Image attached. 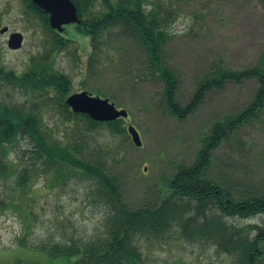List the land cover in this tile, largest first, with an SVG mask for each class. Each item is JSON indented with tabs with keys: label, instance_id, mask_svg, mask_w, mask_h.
Instances as JSON below:
<instances>
[{
	"label": "rangeland",
	"instance_id": "374dc122",
	"mask_svg": "<svg viewBox=\"0 0 264 264\" xmlns=\"http://www.w3.org/2000/svg\"><path fill=\"white\" fill-rule=\"evenodd\" d=\"M157 1L165 8H175L163 56L178 79L176 99L182 106L189 104L209 76L221 70L264 68L260 0ZM76 26L68 25L63 33L75 42L53 50L51 34L42 19L28 11L24 0H0V30L9 27L24 36L22 48L12 50L8 46L10 33H0L5 68L24 73L39 63H52L71 79L70 95L85 91L127 110L124 126L137 128L142 147L134 145L128 132L113 133L107 126L91 130L85 122L67 120L55 94L50 102L39 93L3 81L0 100L41 109L48 141L74 147L90 161L102 160L107 171L117 177L129 207L160 202L171 194L170 179L195 162L202 141L212 134L217 121L232 119L251 104L259 81L229 82L213 89L193 114L179 120L167 107L160 71L138 42L115 28L102 36L99 55H94L90 38ZM38 156L29 137L19 139L9 152L13 168L19 171L0 178V264H66L52 261L40 248L91 241L104 231L107 209L98 198L92 199L93 180L79 172L64 173ZM210 162L208 178H221L237 193L264 192V108L233 131ZM24 167L31 169L30 180L21 188L19 176ZM214 211L209 219L220 218V211ZM225 222L253 232L254 227L264 226V214L247 219L228 217ZM142 249L147 264L229 262L216 245L205 240L190 242L177 231L170 234L168 242L144 241Z\"/></svg>",
	"mask_w": 264,
	"mask_h": 264
},
{
	"label": "trees",
	"instance_id": "16d2710c",
	"mask_svg": "<svg viewBox=\"0 0 264 264\" xmlns=\"http://www.w3.org/2000/svg\"><path fill=\"white\" fill-rule=\"evenodd\" d=\"M72 1L81 19V25L75 26L90 38L94 55H99L102 36L115 28L145 49L152 66L160 71L165 82L167 107L179 120L193 114L209 91L223 88L226 83L242 84L257 79L260 86L244 111L227 121H217L212 134L202 141L195 162L170 179L171 194L160 202L138 208L126 204L117 177L107 171L102 160L90 161L74 147L64 146L58 140L52 143L48 141L47 133L43 130L45 123L41 109L11 105L0 100V178L18 173L19 170L13 168L9 160V152L19 139L29 137L35 142V152L44 160V164L64 169V173L79 172L90 177L95 188L92 199L98 198L107 209L104 231L95 239L42 247L41 252L52 261L62 260L66 264H147L142 243L168 242L170 234L177 231L190 242L205 240L216 245L218 253L229 257L228 264H262L264 226L254 227L253 232H244L229 225L225 218L247 219L264 214V192L248 195L237 193L221 178H208L206 172L212 154L222 142L264 108L263 66L241 71L221 70L215 76H209L198 87L189 104L182 106L176 99L178 79L166 65L163 56V48L170 38L169 29L174 22L173 6L165 8L157 0ZM24 2L30 13L42 19L51 34L53 50H61L75 42L50 27L49 15L45 11L30 0ZM260 3L264 9V0H260ZM3 81L29 93H39L50 102L53 101L51 94H55L67 120L85 122L91 130L107 126L113 133H127L123 119L102 123L92 120L88 115L73 113L66 103L72 91V81L50 62L39 63L24 73L7 70L0 47V84ZM30 170L28 167L23 168L19 187L27 186ZM194 202L197 205L190 206ZM213 208L220 211V218L209 219V214L215 213Z\"/></svg>",
	"mask_w": 264,
	"mask_h": 264
},
{
	"label": "water",
	"instance_id": "95a60500",
	"mask_svg": "<svg viewBox=\"0 0 264 264\" xmlns=\"http://www.w3.org/2000/svg\"><path fill=\"white\" fill-rule=\"evenodd\" d=\"M40 9L49 14V23L52 29L63 33L65 27L72 24H81L77 6L72 0H31ZM9 32V27L0 30L1 34ZM24 43V36L15 32L9 37L8 46L12 50H19ZM72 112L86 114L97 122H112L118 119H125L129 116L127 110H119L109 99L95 97L88 92L75 93L66 99ZM129 135L136 147H142V137L133 125L127 128Z\"/></svg>",
	"mask_w": 264,
	"mask_h": 264
}]
</instances>
